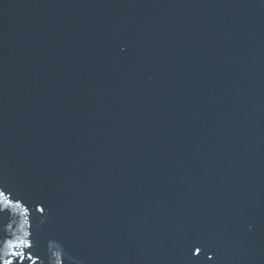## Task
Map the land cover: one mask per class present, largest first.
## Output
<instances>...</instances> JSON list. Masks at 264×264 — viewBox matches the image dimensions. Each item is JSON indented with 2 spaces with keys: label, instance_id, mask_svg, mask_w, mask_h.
<instances>
[{
  "label": "water",
  "instance_id": "obj_1",
  "mask_svg": "<svg viewBox=\"0 0 264 264\" xmlns=\"http://www.w3.org/2000/svg\"><path fill=\"white\" fill-rule=\"evenodd\" d=\"M8 261L264 264V0H0Z\"/></svg>",
  "mask_w": 264,
  "mask_h": 264
},
{
  "label": "snow or ice",
  "instance_id": "obj_2",
  "mask_svg": "<svg viewBox=\"0 0 264 264\" xmlns=\"http://www.w3.org/2000/svg\"><path fill=\"white\" fill-rule=\"evenodd\" d=\"M43 209H41V211H42ZM29 247H30V245H29ZM17 255H20V253H16ZM7 264H11V261H8L7 262Z\"/></svg>",
  "mask_w": 264,
  "mask_h": 264
}]
</instances>
